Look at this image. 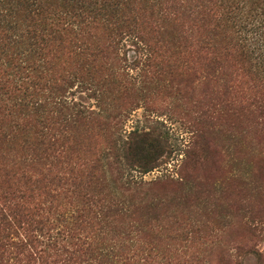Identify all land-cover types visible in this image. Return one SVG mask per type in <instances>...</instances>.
Wrapping results in <instances>:
<instances>
[{
  "label": "rangeland",
  "instance_id": "1",
  "mask_svg": "<svg viewBox=\"0 0 264 264\" xmlns=\"http://www.w3.org/2000/svg\"><path fill=\"white\" fill-rule=\"evenodd\" d=\"M22 1L0 2V15L26 29L0 28V264H264V222L250 241L241 228L248 214L240 212L247 204L264 221V134L237 117L200 121L227 84L202 69L200 42L212 27L199 19L200 0H167V12L160 0H120L118 11L94 0L84 15L56 0L33 21L30 13L17 17ZM237 1L240 9L253 3ZM223 21L221 30L231 19ZM175 29L186 37L183 63ZM241 36L264 56V42ZM243 60L223 58L224 73L237 74L232 66ZM61 78L70 80L66 96L97 115L68 130L45 120ZM83 80L98 86L82 92ZM196 131L206 133L212 153L194 169L185 152ZM145 132L166 142L149 172L133 159L136 135ZM182 175L206 180L202 191L162 183ZM128 178L143 187L128 189ZM154 198L168 202L147 215L139 206Z\"/></svg>",
  "mask_w": 264,
  "mask_h": 264
},
{
  "label": "trees",
  "instance_id": "2",
  "mask_svg": "<svg viewBox=\"0 0 264 264\" xmlns=\"http://www.w3.org/2000/svg\"><path fill=\"white\" fill-rule=\"evenodd\" d=\"M2 1L3 5H5L14 0H0V2ZM52 1L56 0H24L22 1V14L17 17L21 19L24 14L30 13L29 18L33 21L34 17L41 14L43 10L42 5L47 6V4ZM59 1L71 11H77L84 15L88 13L85 11H90L92 8L91 3H93L94 0ZM234 2L235 0H200V7L197 12L199 19L203 23L205 22L207 26L211 25L212 27V30H209L207 36L205 35L202 38L204 40L200 42L202 44L201 50H205L206 52L205 63L202 65V69L207 75H212L217 79L223 77L227 80L223 97L206 105L205 111H202L200 115V121L204 125L206 122L216 124L218 121H224L228 123L231 118L237 117L244 121H249L252 125L256 124L260 128V132L264 134V56L260 53L258 55L257 51H259V49H255L254 43L251 44L249 40L243 39L241 36V34L246 31L253 35V42L255 40L264 42V0H253L250 6L246 8L242 7V9L239 8L241 3L237 0L235 3ZM123 3L124 2H120V0H108L107 6L109 7L112 5V8L118 11L119 4ZM159 5L165 12L169 11L172 6L168 4L167 0H160ZM181 7L182 6H173L176 11ZM234 11H236V14L233 16ZM0 14L3 13L0 12ZM1 19L0 28L3 26L9 30H13L14 28H19V30L25 29L23 24L22 26L15 25L13 27L12 22L5 19L4 15H0V21ZM224 19H231L230 26L221 30ZM122 27L129 28L130 24L127 21H123ZM246 28L249 29L246 30ZM218 37L222 38L219 42L216 41ZM184 38L186 37L182 30H176L172 36L174 44H178L176 49H181L175 53L181 62ZM232 56L241 57L244 59V62H240L238 66H232L237 68V74H226L224 73L225 66L222 60L225 57L232 58ZM116 78L120 80L118 81L120 83L119 87L127 90V86L130 84L128 76L120 72V74L116 75ZM108 79L110 81L111 76H109ZM69 84L70 80L68 79L61 78L58 81H54L52 85L53 96L49 99L47 98L45 103V108L48 109V111L46 110L48 113L45 120L49 122V124L59 127L58 130H68L70 127L72 128L73 124L83 120V118L86 119L91 115L97 116L96 113L89 112V109L86 108L85 105L66 96V88ZM80 84L82 85V92L92 91L93 87L98 86L97 84H93V82L84 80L80 81ZM114 84L117 85V81H115ZM134 91L133 89L132 92ZM254 118L258 119L254 121ZM196 132L194 142L191 143L190 149L185 152L186 159L189 163L193 164L194 169L201 166L202 162L207 159L208 155L210 158L212 153V143L210 141L208 142L206 133L203 134L200 131ZM136 137L138 139V144L134 147L136 152L133 157L136 161L134 163H136V167L139 169L149 172L156 167L157 161L163 156L166 142L161 136H153L152 133L148 132L136 135ZM50 145L51 144L48 146ZM130 151L131 148L127 147L126 152L128 156H132L129 154ZM127 155L126 159H130ZM128 179H131L127 180V184L129 185L128 189L131 185H134L135 189L139 190L144 185L143 183L135 182L132 178ZM180 180L181 181H175L166 178L162 183L166 188L172 189L181 188L184 183L189 182L195 184L200 191L202 189L201 187H204L203 184L206 181L200 178L191 179L187 175L180 176ZM237 181L243 180L238 177ZM253 182H258V180L255 178ZM253 182L250 186L252 190H257L258 187L254 188L252 185ZM246 185V183H243L240 185V188L243 189ZM144 195L147 194L145 193ZM167 202L168 200L165 201L164 198H154L139 207L142 210H146L148 213L147 215H150L154 213V210L158 209V207L166 205ZM123 204L126 205L124 202ZM127 207L130 208L131 206L128 205ZM111 210L114 212H121L123 209L118 207L114 209L112 207ZM137 210L138 208L135 207L134 213ZM128 212L129 211L126 210V213ZM240 212H246L248 214V216L244 214L242 218V230L246 232L250 241L257 240L263 230V219L255 211L250 209L249 205L244 203H240ZM151 219L155 218L151 217ZM238 250L242 251L240 247H238ZM256 255L259 257V254ZM260 259H263V257L260 256Z\"/></svg>",
  "mask_w": 264,
  "mask_h": 264
}]
</instances>
